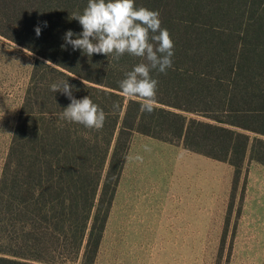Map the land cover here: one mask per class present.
<instances>
[{
	"label": "trees",
	"instance_id": "16d2710c",
	"mask_svg": "<svg viewBox=\"0 0 264 264\" xmlns=\"http://www.w3.org/2000/svg\"><path fill=\"white\" fill-rule=\"evenodd\" d=\"M87 4L0 0V35L36 56L0 179V264H70L82 249L93 264L136 132L236 169L248 155L264 164V0H135L174 42L173 67L151 72V114L120 89L141 58L61 48ZM66 80L104 110L102 129L61 119L71 101L50 86Z\"/></svg>",
	"mask_w": 264,
	"mask_h": 264
},
{
	"label": "rangeland",
	"instance_id": "374dc122",
	"mask_svg": "<svg viewBox=\"0 0 264 264\" xmlns=\"http://www.w3.org/2000/svg\"><path fill=\"white\" fill-rule=\"evenodd\" d=\"M35 59L0 35V179ZM93 264H264V164L134 133Z\"/></svg>",
	"mask_w": 264,
	"mask_h": 264
},
{
	"label": "clouds",
	"instance_id": "9594fccd",
	"mask_svg": "<svg viewBox=\"0 0 264 264\" xmlns=\"http://www.w3.org/2000/svg\"><path fill=\"white\" fill-rule=\"evenodd\" d=\"M71 18L79 22L82 32L76 34L68 30L63 37L62 49L71 46L73 51L80 50L88 57L102 54L119 59L127 53L141 58L142 62L120 81V89L126 97L141 98L144 101L141 110L151 114L158 85L151 72L166 73L173 67L174 42L168 30L161 28L160 13L144 7L137 8L135 0H88L83 13H74ZM43 23L46 27L47 22ZM35 32L39 37L41 28L36 26ZM74 88L68 80L50 86L53 93L61 92L71 101L63 110L61 119L88 129H102L106 120L104 110L89 96L76 99Z\"/></svg>",
	"mask_w": 264,
	"mask_h": 264
},
{
	"label": "crops",
	"instance_id": "0c3cea01",
	"mask_svg": "<svg viewBox=\"0 0 264 264\" xmlns=\"http://www.w3.org/2000/svg\"><path fill=\"white\" fill-rule=\"evenodd\" d=\"M249 156V155H248Z\"/></svg>",
	"mask_w": 264,
	"mask_h": 264
}]
</instances>
